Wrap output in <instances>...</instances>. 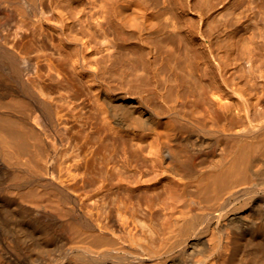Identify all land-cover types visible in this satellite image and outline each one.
Here are the masks:
<instances>
[{
	"label": "bare ground",
	"instance_id": "6f19581e",
	"mask_svg": "<svg viewBox=\"0 0 264 264\" xmlns=\"http://www.w3.org/2000/svg\"><path fill=\"white\" fill-rule=\"evenodd\" d=\"M112 3L0 0V264H264V73Z\"/></svg>",
	"mask_w": 264,
	"mask_h": 264
},
{
	"label": "rangeland",
	"instance_id": "374dc122",
	"mask_svg": "<svg viewBox=\"0 0 264 264\" xmlns=\"http://www.w3.org/2000/svg\"><path fill=\"white\" fill-rule=\"evenodd\" d=\"M115 1L140 2L155 13L158 24L169 19L176 23L183 14L192 18L199 28H218L225 43L237 44L240 48L238 54L247 52L254 61V70L264 73V0H158L157 5L153 0H112L110 11L113 13ZM187 18H179L178 23L188 26ZM141 97L146 103L154 104L145 93Z\"/></svg>",
	"mask_w": 264,
	"mask_h": 264
}]
</instances>
